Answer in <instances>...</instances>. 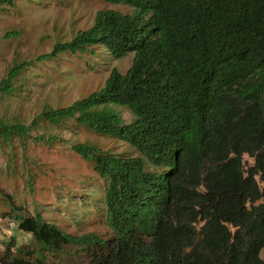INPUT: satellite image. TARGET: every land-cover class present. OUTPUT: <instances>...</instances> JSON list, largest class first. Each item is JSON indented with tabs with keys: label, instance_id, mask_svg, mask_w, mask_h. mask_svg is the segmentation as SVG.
Wrapping results in <instances>:
<instances>
[{
	"label": "trees",
	"instance_id": "16d2710c",
	"mask_svg": "<svg viewBox=\"0 0 264 264\" xmlns=\"http://www.w3.org/2000/svg\"><path fill=\"white\" fill-rule=\"evenodd\" d=\"M102 1L133 11L98 12L91 28L35 62L94 46L115 60L133 55L126 73L113 68L99 91L40 115L52 125L75 120L138 155L72 148L106 181L112 238L71 236L11 205L40 253H7L0 264H52L41 253L67 246L91 250L86 264H264V0ZM28 65L13 62L2 95H13ZM29 131L0 122L6 143Z\"/></svg>",
	"mask_w": 264,
	"mask_h": 264
},
{
	"label": "rangeland",
	"instance_id": "374dc122",
	"mask_svg": "<svg viewBox=\"0 0 264 264\" xmlns=\"http://www.w3.org/2000/svg\"><path fill=\"white\" fill-rule=\"evenodd\" d=\"M108 10L123 15L133 11L102 0L0 3V82L14 61L29 63L13 81V95L0 93V122H20L30 128L25 139L13 138L10 143L0 139V258L9 253L27 259L40 253L31 236L18 230L11 205L20 208L18 214H38L48 226L71 236L112 238L103 203L106 181L98 176L93 163L72 148L82 144L115 156L138 155L126 143L99 136L75 120L52 125L40 115L99 91L113 68L126 73L133 55L115 60L102 46H94L84 53H63L35 62L56 44L70 42L77 33L91 28L96 14ZM113 109L125 124L133 121L125 108ZM242 161L245 168L254 163L246 155ZM87 250L67 246L60 252L46 249L41 255L52 264H86L91 255Z\"/></svg>",
	"mask_w": 264,
	"mask_h": 264
}]
</instances>
